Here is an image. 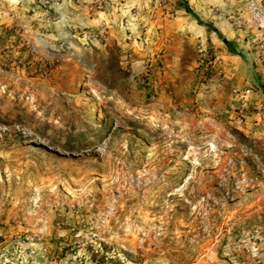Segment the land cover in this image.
Here are the masks:
<instances>
[{
  "label": "rangeland",
  "instance_id": "374dc122",
  "mask_svg": "<svg viewBox=\"0 0 264 264\" xmlns=\"http://www.w3.org/2000/svg\"><path fill=\"white\" fill-rule=\"evenodd\" d=\"M183 4L0 0V264H264V61Z\"/></svg>",
  "mask_w": 264,
  "mask_h": 264
},
{
  "label": "crops",
  "instance_id": "0c3cea01",
  "mask_svg": "<svg viewBox=\"0 0 264 264\" xmlns=\"http://www.w3.org/2000/svg\"><path fill=\"white\" fill-rule=\"evenodd\" d=\"M220 1H222L223 5L219 3ZM245 5L246 0H202V4H199V7L194 6L192 7V9L200 19H203L204 17L205 22L208 23V25L212 26L213 29H216L217 31L224 30L226 33H230V35L223 42V52L229 54V57L231 59H248L256 64L261 61V59L264 61V52H262L264 48V36H261L263 32L261 33L259 32V30L255 32V30L249 29V32H247L246 36V33L242 32V29H234L229 18H221L222 15H231L232 13L239 14L240 17H245L246 19H248V14L245 11ZM192 28L201 37L204 36L208 38L212 43L213 41H215L216 32L210 30L207 26L200 27L198 25H195L192 26ZM226 42H231L230 46L234 48L236 52L239 53V55H233L229 53L225 44ZM255 71L254 73H257V71ZM263 78L264 77L261 76L262 80ZM251 97L258 100L261 99V95L256 92H254Z\"/></svg>",
  "mask_w": 264,
  "mask_h": 264
},
{
  "label": "built area",
  "instance_id": "2783aa9c",
  "mask_svg": "<svg viewBox=\"0 0 264 264\" xmlns=\"http://www.w3.org/2000/svg\"><path fill=\"white\" fill-rule=\"evenodd\" d=\"M246 10L251 23L258 28L264 26V0H246Z\"/></svg>",
  "mask_w": 264,
  "mask_h": 264
},
{
  "label": "trees",
  "instance_id": "16d2710c",
  "mask_svg": "<svg viewBox=\"0 0 264 264\" xmlns=\"http://www.w3.org/2000/svg\"><path fill=\"white\" fill-rule=\"evenodd\" d=\"M183 2H184V1H183ZM181 7H182L186 12L193 14L192 10H191L186 4H183V6H181ZM194 16H195V14H194ZM198 24H202V22L198 21ZM214 31L217 32L216 29H214ZM230 43H231V42H226V43H225L226 46H227L228 52L231 53V54H233V55H236L237 52H236V50H235L234 48H232V47L230 46V45H231Z\"/></svg>",
  "mask_w": 264,
  "mask_h": 264
}]
</instances>
